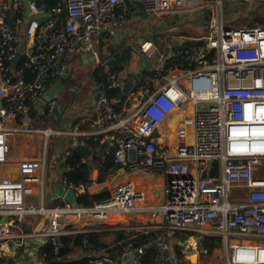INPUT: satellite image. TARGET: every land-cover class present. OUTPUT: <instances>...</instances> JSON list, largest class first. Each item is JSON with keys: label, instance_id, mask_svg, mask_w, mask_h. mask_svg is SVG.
<instances>
[{"label": "built area", "instance_id": "2783aa9c", "mask_svg": "<svg viewBox=\"0 0 264 264\" xmlns=\"http://www.w3.org/2000/svg\"><path fill=\"white\" fill-rule=\"evenodd\" d=\"M53 2L48 9L44 0H29L28 17L25 0H0L1 166L10 165L16 135L36 133L48 139L57 133L51 128H29L35 106L47 104L51 117L59 111L57 98L44 101L48 75L65 77L68 71L62 58L75 50L93 54L102 33L118 36L131 17L128 3L139 15L150 14L167 23L197 11L216 16V21L200 36L172 31L161 43L140 42L135 51L158 76L153 87L133 93L129 108L116 112L106 93H98L96 107L105 109L111 122L92 134L98 141H112L107 143L108 151L122 170L165 177L161 202H148L146 191L128 181L92 207H74L62 199L49 208L45 202L48 152L40 160L21 161L15 165L16 176L0 179V264L8 259L9 242L36 237L40 246L50 245L58 257L60 239L76 233L71 229L76 223L86 219L106 223L114 215H160L164 218L160 224L137 223L131 228L146 233L155 229L163 235L180 232L197 243L204 237L220 238L225 264H264V24L233 27L223 19L225 4L259 6L264 0ZM61 13L64 18L56 28ZM43 17L48 19L40 20ZM19 50L22 67L15 69ZM126 79L112 78L111 87ZM170 119L172 127L168 124L161 136L160 129ZM159 137L167 142L159 143ZM34 194L39 196L38 205L27 202ZM43 215L48 219L40 231L27 233L18 226L21 216ZM158 251L156 264H187L186 251L182 259L171 254L165 261L162 247ZM137 252L136 263L142 264L146 249ZM47 259L44 252L34 264H50ZM90 264L114 262L95 255Z\"/></svg>", "mask_w": 264, "mask_h": 264}, {"label": "crops", "instance_id": "0c3cea01", "mask_svg": "<svg viewBox=\"0 0 264 264\" xmlns=\"http://www.w3.org/2000/svg\"><path fill=\"white\" fill-rule=\"evenodd\" d=\"M263 5L264 4L257 6L246 3L236 6L229 5V7L230 9L234 7L237 9V13L234 14H237L236 16L240 17L239 14H245L242 15L238 20L237 26L239 25L240 27H246L264 24V21L257 22L255 20L256 17L253 19L255 14H251L255 12L253 8H255L256 6V12L258 11V14L264 12ZM241 8H246L247 14ZM134 11H132V13ZM163 22V30L164 28H166V30L168 31L169 29H172L171 32L177 30L178 24L175 21L167 23L165 20H163ZM245 24L246 26H244ZM127 27L128 24L126 27L120 29L118 31V36L110 35L106 32L102 33V35L97 38L94 53L87 54L88 59L85 61L81 58L82 54L84 53H81L77 50L73 51L72 53H67L62 58V62L65 64L68 71L67 75L65 77H58L54 73H51V76L55 79V81L54 83L47 85L48 90L58 80H62L64 90L57 97L60 104L59 111L55 116L51 117L48 115L46 106L47 104L42 103L40 105H37L33 109L32 121L29 125V128H31L32 130L51 128L54 129V131H57V133L53 136H50L48 139H46L45 135L36 133L16 135L11 141V153L9 155L10 165H0V179L11 174H14V176H16L15 174L17 170L15 168V165H17L19 162L25 160H40L44 156V154L48 152V169L46 171L45 177V202L49 208H54L58 206L63 199L60 196H55L58 195V191L64 185L65 166H63V162L61 164V161L58 160H61L64 157L65 151L68 153L74 152V148L77 145L82 144L91 151L90 155L82 156H84L85 162L89 161L92 165V184L88 187H81L79 189V192L89 194L107 192L111 195L112 190L117 187V184L120 183L119 185H121L128 181H133L137 185V187L142 188L144 191H146L148 202H161L166 181L165 177H163L162 175L144 174L141 172L128 173L120 168L108 174L103 182L98 181V179L100 178L101 165L104 164L110 166L113 164V162L111 160L112 154L108 151L109 146L107 144L111 143L112 141H109L107 143L98 141L95 135H93L97 127H99L101 124L107 125L109 124V122H111L108 112L105 111V109L98 110L96 107L98 93L100 90H94L97 86V83L94 81L93 72L101 64L107 66L111 49H121L123 47H128L126 46L127 43H125V41H128L130 39L131 31L127 29ZM178 33L181 36L192 37V35H185L180 31H178ZM165 34L167 35L166 32ZM165 34L163 35V37L165 36ZM154 35H156L155 31L152 32L151 39L153 40H155ZM140 42H142V38L138 40V44ZM131 47L133 49L135 61L133 60V64H130V71L134 73L133 75H135L136 79V75H140L141 73H143V69H146L147 66L146 64L144 65V63H146L145 59L138 55L135 51L136 49H138V46L133 47L131 45ZM92 57H94L95 61H92ZM136 62H139V66H136ZM148 68H152L151 65ZM135 79L134 82H136ZM126 81L119 80V87L123 89ZM103 86L104 88H106L105 85ZM111 104L114 107L115 102L112 101ZM129 106L130 102L129 105L124 107L123 109L129 108ZM170 121L171 119L167 120V122H165V126L160 129L161 136L163 135L165 130H167V127L171 126V124H169ZM158 142L166 143L167 141L164 138L159 137ZM109 154H111V156ZM109 156L111 158H109ZM125 178L126 181L124 183H121L120 181ZM34 189L37 190L36 186H34ZM27 202L38 205L40 203L39 196L37 194L29 196L27 197ZM47 219V215L21 216L17 220V222L21 231L29 233V231H40L41 229H43L47 224ZM162 222H164V218L160 215H114L106 223H96L94 221L86 219L76 223L71 228L74 229L76 233H68L63 237H71L88 232L112 230L134 231L131 227L135 226L137 223L157 225V223L160 224ZM155 231L158 230L153 229L149 232ZM173 235L174 234L163 235L162 232V239H159V247H162L161 258L163 259V261H165L169 255H175V247L178 246L181 248V252H187V264H202L201 261L203 260V256L200 252L201 249L199 243H197V240H176L173 243L171 241L173 239ZM38 241L39 239L36 237H28L21 243L9 242L6 247V249L8 250V259L5 264H14V261H18L20 264H34L35 260L41 257L42 248L45 247V245H39V242H41V240L39 242ZM137 251L138 250L136 249L128 247L124 251V254L119 261H115L113 259L112 260L114 264H137ZM105 253L106 251H101L100 254L106 255ZM190 255H194L196 259H193V257H191L190 259ZM84 256H86V254L82 249H76L74 256H72V259H79Z\"/></svg>", "mask_w": 264, "mask_h": 264}, {"label": "trees", "instance_id": "16d2710c", "mask_svg": "<svg viewBox=\"0 0 264 264\" xmlns=\"http://www.w3.org/2000/svg\"><path fill=\"white\" fill-rule=\"evenodd\" d=\"M44 1L48 9L51 8L54 3L53 0ZM255 20L257 22H263L264 12L259 14L257 13V18ZM160 49L164 50L163 47H160ZM134 59L132 47L128 46L121 49L113 48L110 51V58L107 66L101 64L93 72L94 81L97 83L94 90L105 92L109 101L115 102L113 108L116 112H119L121 109L129 105L130 99L137 89L143 86L153 87L154 80L158 76L157 72L152 68L143 69V73L136 75V85L134 89H132L124 99H118L122 88L111 87L110 79L119 77L128 78V76L134 74L130 71V64ZM22 61L23 59L18 62L15 69H20L22 67ZM54 81L55 79L51 76V74H49L46 84H52ZM103 85H105L106 88H104ZM109 155L111 156V154ZM110 156L109 158H111ZM111 160L113 162L112 158ZM58 161H61V164L63 162V166L68 168L64 173V185L66 188L74 189L77 194L78 205L80 207H92L93 205L105 201L110 197V194L107 192L94 194L79 192L81 187H88L92 184V165L89 161H84V156L71 152L67 156L64 155V157ZM102 165L100 167L99 182H103L108 174L121 168L120 165H116L114 162L110 166L104 164ZM214 167V174L217 175L218 164H214ZM161 236L162 233L160 231L147 233L131 230L88 232L61 238L60 243L62 247L58 257L53 255V249L48 244L42 248V253L45 252L48 254L47 260L50 264H90V261L95 255L108 256L115 261H119L128 247L136 250L144 248L146 249V252L143 256L142 264H156L160 254L158 248ZM186 239L187 237L183 233L177 232L173 235V239L171 241L174 243L176 240L185 241ZM199 246L201 251H207L206 254L202 255L204 263L209 264L210 260H219L222 264H224V258L223 260L220 259V257L217 258L216 256L214 258H210L215 253L214 251L220 247L222 248L220 238L204 237L199 241ZM76 249H82L86 256L79 259H72ZM175 249V255L182 259L183 254L181 252V248L176 246ZM101 251H106V255L100 254Z\"/></svg>", "mask_w": 264, "mask_h": 264}, {"label": "rangeland", "instance_id": "374dc122", "mask_svg": "<svg viewBox=\"0 0 264 264\" xmlns=\"http://www.w3.org/2000/svg\"><path fill=\"white\" fill-rule=\"evenodd\" d=\"M243 9V8H241ZM257 7L253 8V10L255 12L251 13V14H255L253 19L256 17L257 18V12H256ZM237 9L234 7L232 9H230L229 5L225 4L224 5V12H223V19H224V24H226V26H233V27H238V20L240 19V17L242 15L245 14H239V16L234 15L236 13ZM243 11L247 14V9H243ZM147 16L146 18H144V16ZM211 14H209V16L205 15L204 12L202 11H197L196 13L192 14L191 16H189V18H181V17H176V20H178L176 23L177 25V33L178 31H180L181 33L185 34V35H192V36H200L202 34H206L209 31V25L213 22L216 21V16L213 18H211L210 16ZM255 18V19H256ZM201 21V22H200ZM163 19L159 20L157 18H155L154 16L150 15V14H140L139 15V10L136 9L133 13H131V17L128 20V27L127 29H129L131 31V35H130V39L128 41H125L126 46L131 47V45L133 47H139L138 44V40L140 38H147V39H151L152 38V32L155 31L154 38L158 43H161V38L163 37V35L168 32H171L172 29L166 30V28H164L163 30ZM181 26V27H180ZM246 26V24L244 25ZM240 27V26H239ZM126 29V30H127ZM165 31V32H164ZM174 31V32H176ZM137 65L139 66V62H136ZM135 66V65H134ZM136 68V67H135ZM11 176V175H10ZM215 253L213 254V256H211V258H214L215 256L217 258L220 257V259L223 260L224 258V247L222 245V248H218L216 251H214ZM191 257H193V259L196 257L194 255H190V259ZM202 260V259H201ZM202 264H204V259L201 261ZM209 264H222L221 261L217 260H210Z\"/></svg>", "mask_w": 264, "mask_h": 264}, {"label": "water", "instance_id": "95a60500", "mask_svg": "<svg viewBox=\"0 0 264 264\" xmlns=\"http://www.w3.org/2000/svg\"><path fill=\"white\" fill-rule=\"evenodd\" d=\"M28 1L29 0H25V5H26V8H27V16L30 17L31 15V12H30V9L28 7ZM128 6L130 7L131 11H134V7L131 5V3H128ZM147 16L145 15L144 18H146ZM63 18H64V13H61L56 21V25L55 27L56 28H60L61 24H62V21H63ZM48 18H41L40 20L42 21H46ZM142 41H144V38H142ZM169 51V47L166 48L165 50V53L167 55ZM21 58V51L19 50L17 53H16V56H15V59H14V66H16V64L18 63L19 59ZM81 58L85 61L88 59V55L87 54H82ZM92 61H95L94 57H92ZM146 66L147 68L150 66V63L148 61H146ZM51 74V73H50ZM134 79H135V75H130L128 78H127V81L123 87V89L121 90L119 96H118V99H124L128 94L129 92L134 89ZM64 90V86H63V83H62V80H58L52 87H50L47 91H46V94L44 96V101L45 102H49L52 98H57L58 95ZM1 105V103H0ZM74 152L75 153H79L81 155H85V156H88L91 154V151L85 147L84 145L80 144V145H77L75 148H74ZM206 176V173H204V177ZM126 181V178L121 180L120 182L121 183H124ZM120 184V183H119ZM119 184H117L116 186H118ZM55 196H60L62 197L67 203H70L72 204L74 207H77L78 206V200H77V194L76 192L74 191V189H67L65 187V185H63L60 190L58 191V195H55ZM40 241V239H39ZM38 241V242H39ZM138 252L136 253V256H138Z\"/></svg>", "mask_w": 264, "mask_h": 264}, {"label": "bare ground", "instance_id": "6f19581e", "mask_svg": "<svg viewBox=\"0 0 264 264\" xmlns=\"http://www.w3.org/2000/svg\"><path fill=\"white\" fill-rule=\"evenodd\" d=\"M188 114L190 115L191 114V110H190V112H188ZM172 126V125H171ZM195 259V258H194Z\"/></svg>", "mask_w": 264, "mask_h": 264}]
</instances>
